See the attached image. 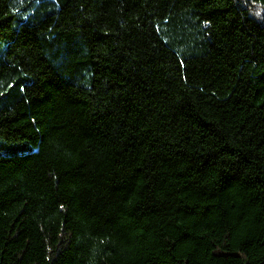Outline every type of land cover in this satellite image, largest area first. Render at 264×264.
<instances>
[{
  "label": "trees",
  "instance_id": "trees-1",
  "mask_svg": "<svg viewBox=\"0 0 264 264\" xmlns=\"http://www.w3.org/2000/svg\"><path fill=\"white\" fill-rule=\"evenodd\" d=\"M0 264H264V0H0Z\"/></svg>",
  "mask_w": 264,
  "mask_h": 264
}]
</instances>
